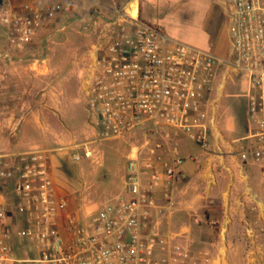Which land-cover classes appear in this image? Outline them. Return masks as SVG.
Returning <instances> with one entry per match:
<instances>
[{
    "label": "built area",
    "instance_id": "2783aa9c",
    "mask_svg": "<svg viewBox=\"0 0 264 264\" xmlns=\"http://www.w3.org/2000/svg\"><path fill=\"white\" fill-rule=\"evenodd\" d=\"M221 2L230 41L226 59L121 8L102 24L80 93L87 122L101 140L142 133L130 147L123 188L104 203L76 208L57 186L55 150L0 154V182L13 181L17 215L15 222L0 195V264H215L208 251L172 243L156 230L153 216L155 191L161 189L169 203L171 185L182 176L184 160L176 143L168 147L169 139L182 134L211 149L214 105L231 75L245 76L260 141L240 157L264 161V0ZM71 10L69 2L0 0V27L11 45L21 47ZM0 56L7 55L0 49ZM92 155L84 148L72 160Z\"/></svg>",
    "mask_w": 264,
    "mask_h": 264
},
{
    "label": "rangeland",
    "instance_id": "374dc122",
    "mask_svg": "<svg viewBox=\"0 0 264 264\" xmlns=\"http://www.w3.org/2000/svg\"><path fill=\"white\" fill-rule=\"evenodd\" d=\"M48 2L53 0H37L35 3ZM207 2L160 0L157 14L161 25L158 26H163V30L173 39L195 45L226 59L230 41L223 4L221 1L217 3V21H201V16H205L206 12L202 7L207 9ZM149 4L148 1L142 3L144 14L150 12ZM194 4L198 5L195 6L197 9L193 8ZM154 22L156 23L150 24L157 25V21ZM205 30H210L209 37L203 35ZM93 41L90 30L84 28L81 22H73L67 23L62 31L51 34L48 41L43 36H37L30 43L15 47L4 37L0 27V49L10 55L18 53L22 56L23 67L27 68L30 63L29 58H24L28 55L38 57L49 53L51 58L47 64L49 69L35 73L25 69L26 72L20 75L18 81L12 62L0 56V154L55 150V179L58 188L71 196L76 208L104 203L122 190L130 147L142 141V133L139 131L118 139L98 138L87 122V112L84 111V104L76 86L75 80L80 78L77 76L79 73H66L65 69H61L60 58L67 61L79 58L91 48ZM66 75L69 77L67 92L60 89V82ZM19 82L25 87H17ZM28 84L30 87L26 88ZM249 93L245 76L231 75L225 80L221 95L214 105L216 129L213 131H218L232 145L240 144V118L246 112ZM59 98H63V102L68 99L74 101L77 108L71 107L72 114L68 115L66 110L60 114V106L57 104ZM212 98L216 96L213 95ZM11 117L13 120L10 121ZM249 129L253 131V123H250ZM178 142L196 147L195 143L182 134L179 135ZM84 148L93 150L92 157L82 156L73 161V153ZM156 230L173 243L170 233L163 231L161 227ZM29 250L33 251L30 246Z\"/></svg>",
    "mask_w": 264,
    "mask_h": 264
},
{
    "label": "crops",
    "instance_id": "0c3cea01",
    "mask_svg": "<svg viewBox=\"0 0 264 264\" xmlns=\"http://www.w3.org/2000/svg\"><path fill=\"white\" fill-rule=\"evenodd\" d=\"M28 1L35 3L37 0H13L12 3L20 5ZM56 1L71 3L72 10L45 25L38 37L43 36L48 41L51 34L62 31L67 23L73 22H81L90 30L94 39L90 49L74 60L60 58L61 69L66 73H79L80 78L94 60V45L100 40L102 24L117 17L115 9L121 8L131 14L129 8H135L136 16L131 15L139 21L148 24L157 21V25H161L157 14L160 0H53ZM144 1L150 2L151 9L145 14L142 11ZM206 1L207 9L202 7L206 12L201 21H217V3L221 0ZM195 6L198 5L193 6L197 9ZM203 35L209 37L210 30H205ZM6 55L1 58L12 62L18 81L26 70L44 72L51 60L49 53L38 57L28 55L24 58H29L30 63L25 68L18 53ZM80 78L77 77L75 82L82 99ZM68 80L66 75L60 82V89L65 92ZM17 87L23 86L19 82ZM29 87L28 84L26 88ZM62 99L57 101L60 114L65 110L68 115L72 114L71 107L77 108L74 101L67 98L63 102ZM240 120L242 137L238 145L228 143L218 131L209 135L210 150L196 144V147L179 144L178 137L170 138L168 147L176 143L184 160L180 167L182 176L171 185L169 203L162 198L161 189L154 194L159 206L153 216L155 225L170 233L174 244L192 252L209 251L216 260L215 264H264V161L256 163L252 155L247 160L240 157L242 150H250L260 143L257 122L248 112V101ZM250 123L254 124L253 131L249 129Z\"/></svg>",
    "mask_w": 264,
    "mask_h": 264
},
{
    "label": "trees",
    "instance_id": "16d2710c",
    "mask_svg": "<svg viewBox=\"0 0 264 264\" xmlns=\"http://www.w3.org/2000/svg\"><path fill=\"white\" fill-rule=\"evenodd\" d=\"M0 195L4 198L5 204L9 209L14 221L16 222V197L13 190V181H1L0 182Z\"/></svg>",
    "mask_w": 264,
    "mask_h": 264
},
{
    "label": "bare ground",
    "instance_id": "6f19581e",
    "mask_svg": "<svg viewBox=\"0 0 264 264\" xmlns=\"http://www.w3.org/2000/svg\"><path fill=\"white\" fill-rule=\"evenodd\" d=\"M129 10L133 16H136L137 10L135 8H129Z\"/></svg>",
    "mask_w": 264,
    "mask_h": 264
}]
</instances>
